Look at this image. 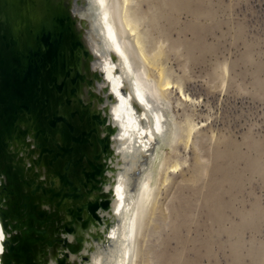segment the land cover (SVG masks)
I'll list each match as a JSON object with an SVG mask.
<instances>
[{
	"label": "water",
	"instance_id": "95a60500",
	"mask_svg": "<svg viewBox=\"0 0 264 264\" xmlns=\"http://www.w3.org/2000/svg\"><path fill=\"white\" fill-rule=\"evenodd\" d=\"M145 95L105 0H0V264H131Z\"/></svg>",
	"mask_w": 264,
	"mask_h": 264
},
{
	"label": "rangeland",
	"instance_id": "374dc122",
	"mask_svg": "<svg viewBox=\"0 0 264 264\" xmlns=\"http://www.w3.org/2000/svg\"><path fill=\"white\" fill-rule=\"evenodd\" d=\"M172 1L134 4L174 45L168 59L173 74L203 99L176 109L178 119L188 117L200 128L189 148L179 145L189 162L174 179L191 177L202 160L210 170L184 188L163 190L159 214L169 206L168 214L149 234L142 264H264V0H189L179 8ZM151 28L148 18L140 25L141 31ZM224 64L228 86L222 90ZM230 141L240 154L231 164L221 158L216 170V150ZM172 145L161 150L162 174ZM198 145L210 163L200 159ZM219 178L227 182L213 184ZM210 191L214 198L207 197Z\"/></svg>",
	"mask_w": 264,
	"mask_h": 264
},
{
	"label": "bare ground",
	"instance_id": "6f19581e",
	"mask_svg": "<svg viewBox=\"0 0 264 264\" xmlns=\"http://www.w3.org/2000/svg\"><path fill=\"white\" fill-rule=\"evenodd\" d=\"M135 1L136 0H105L107 7L111 10V21L116 34H118L119 42L130 59L140 90L143 94H146V97L148 96L149 102L155 107L156 113H154L158 120V126L164 136L163 143L157 148L158 154L155 159V164L147 172V185H143L139 198L140 201L132 199V204L136 203L137 208L134 212L133 222L131 224L133 242L131 264H142V261H146L147 259L145 247L149 234L157 227L158 221L168 214L169 206L161 215L159 214L163 190H168L171 186L180 187L179 189L184 188L188 179L194 182L197 181L198 177L209 172L210 167H207L204 160H202L194 164V173L191 177L186 176V179L184 178L182 181H176L174 179V176L180 173L189 162L187 157H183L179 145L183 143L186 149L189 148L196 130L200 128L199 123L190 120L188 117L178 119L176 109L178 106L184 105L185 102H194L198 105L203 99L192 95L184 85V80L173 74L172 68L168 66V59L171 58V48L175 52L174 45H172V43L169 44L168 41H164L163 38L169 40L165 35L162 36L164 30H161V35H158L156 32V25L153 22L154 19L150 18L147 13L141 14L134 4ZM188 2L189 0L187 2L184 0H173L172 7L174 8L177 6L179 8L188 6ZM149 7L150 5L148 8ZM199 8H201V6ZM140 11L145 12L146 9L140 7ZM147 18L152 28L141 31L140 25L142 22H145ZM192 27L196 28L197 23H192ZM197 41L200 40L197 39ZM203 43H205V40ZM179 65H181L183 69H187L188 67L186 61L182 62L179 60ZM226 66L227 65L224 64V76L221 83L219 82L222 90L228 86L226 79L228 68H225ZM140 97L142 98L143 95L141 94ZM150 103H148L149 106L151 105ZM170 110L172 111L173 119ZM204 142L207 143L206 141ZM230 143L231 144L226 145L224 148L220 146L219 150H216L217 159L215 163H213V167L220 163L221 158H224V160L228 159L227 163L231 164V162L239 156L240 151L238 146H236L237 149H233L232 145L234 144L231 141ZM250 144L252 145L251 142ZM171 145L172 147L170 150L174 152V154H168L162 174L163 164L161 160V150ZM203 150L204 149L198 145L200 159L205 158L210 163V157L206 155L207 153H203ZM215 169L220 170L218 167H215ZM226 169L227 171L230 170L228 168ZM233 177L232 175V178ZM222 181L223 179L219 178L213 182V184L219 186ZM159 182L160 186L158 189ZM226 182L227 181H224L222 184ZM213 194V191H210L207 197L209 198L210 195L212 196ZM211 198H214V196Z\"/></svg>",
	"mask_w": 264,
	"mask_h": 264
},
{
	"label": "snow or ice",
	"instance_id": "6c2138e0",
	"mask_svg": "<svg viewBox=\"0 0 264 264\" xmlns=\"http://www.w3.org/2000/svg\"><path fill=\"white\" fill-rule=\"evenodd\" d=\"M0 238H2V236H0Z\"/></svg>",
	"mask_w": 264,
	"mask_h": 264
}]
</instances>
